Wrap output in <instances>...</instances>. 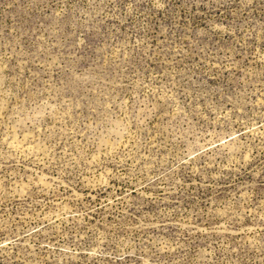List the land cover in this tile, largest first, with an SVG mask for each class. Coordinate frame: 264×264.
Segmentation results:
<instances>
[{
    "label": "rangeland",
    "instance_id": "1",
    "mask_svg": "<svg viewBox=\"0 0 264 264\" xmlns=\"http://www.w3.org/2000/svg\"><path fill=\"white\" fill-rule=\"evenodd\" d=\"M0 264H264V0H0Z\"/></svg>",
    "mask_w": 264,
    "mask_h": 264
}]
</instances>
